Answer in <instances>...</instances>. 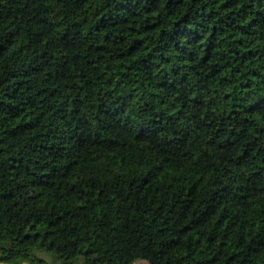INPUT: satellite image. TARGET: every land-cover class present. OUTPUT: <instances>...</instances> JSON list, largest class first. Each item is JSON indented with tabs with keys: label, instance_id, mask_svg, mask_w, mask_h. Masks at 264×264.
Segmentation results:
<instances>
[{
	"label": "trees",
	"instance_id": "trees-1",
	"mask_svg": "<svg viewBox=\"0 0 264 264\" xmlns=\"http://www.w3.org/2000/svg\"><path fill=\"white\" fill-rule=\"evenodd\" d=\"M140 260L264 264V0H0V263Z\"/></svg>",
	"mask_w": 264,
	"mask_h": 264
},
{
	"label": "rangeland",
	"instance_id": "rangeland-1",
	"mask_svg": "<svg viewBox=\"0 0 264 264\" xmlns=\"http://www.w3.org/2000/svg\"><path fill=\"white\" fill-rule=\"evenodd\" d=\"M45 257L49 258V259H52V256L48 255V254H44L42 253ZM0 264H7L5 262H1ZM25 264H32L30 262H26ZM138 264H150L149 262H147L146 260H140L138 261Z\"/></svg>",
	"mask_w": 264,
	"mask_h": 264
}]
</instances>
